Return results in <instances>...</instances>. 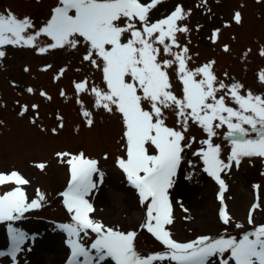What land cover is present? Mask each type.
Wrapping results in <instances>:
<instances>
[{
	"label": "rangeland",
	"instance_id": "1",
	"mask_svg": "<svg viewBox=\"0 0 264 264\" xmlns=\"http://www.w3.org/2000/svg\"><path fill=\"white\" fill-rule=\"evenodd\" d=\"M142 2L150 4L151 0ZM57 6L58 0H0V14L10 12L21 19L29 18L33 27L26 32L35 35ZM176 6H180L184 14V19L177 24L187 30L176 33L175 44L166 41L172 45L171 51L185 55L187 67L193 71L212 63L217 88L220 81L229 87L239 83L241 94L251 92L264 97V83L259 79L264 71L261 55L264 51V0H158L150 9L151 22L166 18ZM236 13L241 16L239 23L234 19ZM134 23L142 29L140 22ZM51 43V38L41 33L30 47H0L5 53L0 57V173L15 170L30 182L13 184L11 188L0 186V195L19 186L26 192L27 202L38 198V190L45 196L40 207L30 209L19 219L0 221V264H69V236L61 225L71 222V214L63 204L61 193L67 188L70 174L64 162L67 158L58 153H83L98 162L103 176L94 175L97 187L89 197L95 209L90 214L94 219L124 233L135 231L134 245L142 255L165 252L166 247L142 227L146 207L117 165L118 158L126 157L122 114L114 105L113 111H108L95 104L91 89L107 90L102 67L84 59L89 45L83 38L78 39L76 47L50 48ZM41 47L46 51L41 52ZM154 47L159 50L161 62L172 58L163 51V45L156 43ZM184 48L187 53L183 52ZM92 59L99 62L95 55ZM176 70L178 64L168 72L173 93L182 98L183 85ZM77 83H83L85 90L78 91ZM222 95L228 106L238 108L231 101L228 89L218 88L217 98ZM144 107L147 110L150 105ZM85 111L89 112L88 117L83 115ZM163 111L166 126L183 131L176 110ZM186 128L184 143L190 147L184 148L174 177L173 188L177 193L174 195L173 188L169 190L173 224L166 227L178 242H191L200 236H223L239 241L264 224V158L243 157L239 165L231 162L230 170L221 173L226 185L222 205L216 194L219 185L203 171V160L196 155L202 147H207L202 144L208 139L207 133L191 121ZM216 131L218 135L212 139L221 145V156L227 163L231 143L230 139H225L226 125ZM39 164L45 167L41 169ZM254 203L259 207L252 209ZM222 206L231 218L228 224L220 219ZM17 232L24 234L18 249L9 238L10 233L14 236ZM95 235L89 230L88 237L82 241L86 247L90 248ZM229 256L230 253H225L223 257H214L211 264H220ZM77 259L82 261L83 258ZM103 264L114 262L109 259ZM153 264L174 262L154 261ZM229 264L234 261L229 260Z\"/></svg>",
	"mask_w": 264,
	"mask_h": 264
},
{
	"label": "snow or ice",
	"instance_id": "2",
	"mask_svg": "<svg viewBox=\"0 0 264 264\" xmlns=\"http://www.w3.org/2000/svg\"><path fill=\"white\" fill-rule=\"evenodd\" d=\"M157 2L58 0L59 6L52 9L51 18L35 35L26 32L33 27L29 18L21 19L10 12L0 14V47H30L41 33L53 41L50 48L76 47L79 38L89 45L84 59L102 67L107 86L106 91L97 87L91 89L96 97L95 104L108 111H113L114 105L115 110L122 114L126 157L118 158L117 165L138 191L141 203L146 207L142 227L166 247L163 253L142 255L134 245L135 231L124 233L94 219L90 214L95 209L89 197L97 187L94 175L103 176L98 162L83 153H58V156L67 158L64 162L70 174L67 188L61 193L63 204L71 214V222L61 225L69 236V264H103L109 259L114 264H153L154 261L165 260L174 264H211L212 258L223 257L225 253H230V256L222 259L220 264H229V260L234 264H264V224L239 241L223 236H200L191 242H178L166 227L173 224L169 190L174 186L184 148L190 147L184 143L188 122L198 124L207 133L208 139L202 141L207 147H202L196 155L203 160V171L219 185L218 198L223 205L226 185L221 173L230 170L231 162L239 165L243 157L264 158V97L251 92L241 94L242 85L239 83L229 87L220 81L218 88L228 89L231 101L238 108L228 106L223 95L217 98V78L212 71V63L193 71L187 67L188 58L172 52V45L166 43L171 40L175 44L176 33L187 30L177 24L184 19L182 8L176 6L166 18L151 22L150 9ZM234 19L239 23L240 14L236 13ZM134 21L140 22L142 29ZM156 43L163 45V51L172 58L161 62L158 59L159 50L154 47ZM39 50L46 51L44 47ZM187 51V48L183 49L184 53ZM4 54L0 51V57ZM93 55L99 62L92 59ZM261 55L264 56V51ZM177 64L176 72L183 85L182 98L173 93L168 72ZM259 79L264 83V71L259 74ZM75 87L78 91L85 90L83 83H77ZM145 104L150 108L146 110ZM165 109L176 110L183 131L166 126ZM83 115L88 117L90 114L85 111ZM88 124H92L91 119ZM225 125V139H230L231 143L227 163L221 156V145L215 144L212 139L218 135L216 129ZM38 167L43 169L45 165L39 164ZM29 183L15 170L8 174L0 173V186L11 188L13 184ZM254 188L259 186L254 185ZM37 197L27 202L26 192L19 186L4 192L0 195V221L19 219L30 209L40 207L45 196L38 190ZM257 207L256 203L252 205V209ZM219 216L224 224L230 223L226 207L220 208ZM252 222L250 211L249 223ZM89 230L96 234L90 248L82 242L88 237ZM13 239L18 249L24 234L17 232ZM79 257L83 258L82 261L77 259Z\"/></svg>",
	"mask_w": 264,
	"mask_h": 264
},
{
	"label": "bare ground",
	"instance_id": "3",
	"mask_svg": "<svg viewBox=\"0 0 264 264\" xmlns=\"http://www.w3.org/2000/svg\"><path fill=\"white\" fill-rule=\"evenodd\" d=\"M173 190H174L173 193H174V195H175V194L177 193V191H176L175 188H173ZM106 213H107V211L104 212V215H105Z\"/></svg>",
	"mask_w": 264,
	"mask_h": 264
}]
</instances>
